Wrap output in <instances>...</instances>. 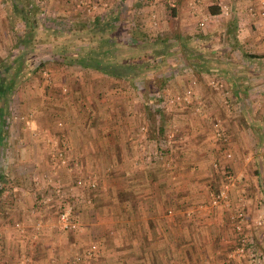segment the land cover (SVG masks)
I'll return each mask as SVG.
<instances>
[{"label":"crops","instance_id":"1","mask_svg":"<svg viewBox=\"0 0 264 264\" xmlns=\"http://www.w3.org/2000/svg\"><path fill=\"white\" fill-rule=\"evenodd\" d=\"M64 1L66 0H62ZM214 2L212 0H105L101 4L99 2V9H109L111 12L107 17L94 16L93 25L97 28L92 32L99 29L94 33L98 45L82 48L79 44L69 46L68 39L60 41L61 45L56 43L57 45L51 47L53 29L47 28V24L42 28L38 20L33 18L31 8L36 6L34 0H0V147L3 144L8 146L11 157L1 165L0 174L3 180L7 179L13 184L9 193L4 188L0 195V257L5 264H21L17 255L24 250L32 252V264H46L47 251L51 255L52 251L56 250L42 243L38 247L30 246L27 241L28 231L23 233L14 231L8 228L6 223L20 218L23 222L26 219L30 221L28 206L39 202L41 197H37L43 195V191L40 192L37 187L32 188L30 177L49 165L53 139L60 136L59 139L65 141L68 152L80 156L82 161L80 163H83L85 172L96 174L94 170L100 172L107 163H112L114 170L112 174L116 175L107 180L111 184L114 182L113 176L119 177L124 172L133 170V162L129 163L128 160L130 156L131 159L133 155L141 159L144 152L140 151L142 144L145 145L147 142L145 148L148 147L151 139L146 136L148 131L146 135L143 131L139 134L133 131L136 130L137 124H145L147 120L144 112L137 116L138 107L145 102L135 96L133 88L137 86L142 88L135 80L140 79L139 75L144 74L148 67L143 66L139 69L140 65L136 66L139 63L133 60L134 56L131 53L124 55L123 62H117V47L110 44L111 36L101 35L106 26L115 28L122 23L130 24L128 22L130 15L122 17L121 10H142L147 13L157 11L159 27L163 18L174 23L175 27L171 33L175 39L173 48H176L179 54L184 52L190 54L192 61L198 62L195 66L198 65V69L206 71L209 77H217L228 92L226 101L229 103L226 104L237 107L236 116L222 114L223 128L230 133L232 139H237L240 147L246 148L250 145L251 152L259 155L260 139L264 138V116L261 114L264 105V95L261 94L264 91V13L260 12L255 1ZM222 4L230 7V12L224 15L225 17L219 12V5ZM202 6L208 14V21H205L206 26L202 27L201 34L196 35L192 11H197ZM216 7L217 12L210 11ZM14 27H19L18 35H14ZM121 31L131 35L130 29ZM220 35L225 44L222 41L217 42ZM165 37L158 38L160 39L158 45H151L153 47L148 49L151 53L148 57L152 58L155 54L162 58L167 57L166 52H170V49L169 42L163 40ZM126 38L125 35L122 37L125 40ZM166 39L169 40L168 37ZM103 41L107 46L101 45ZM202 41H208L210 46L207 51L198 48ZM14 43L16 52L7 53L5 49L11 48ZM52 51L57 57L62 58L63 62L76 65L60 71L56 84L62 83L60 80H66L69 73L82 75L78 79H74L77 77L70 79L72 82L70 93L60 95L55 94L53 89L50 91L47 87H39L31 92L35 96L33 98L29 97L31 95L29 93L19 96L22 89H26L24 86L27 84V78L37 67L38 61L34 60L35 56L40 55L38 58L45 60ZM182 57L190 59L188 56ZM86 73H92L94 76L91 83L84 82L83 75ZM179 73L185 76L187 72L183 70ZM180 86L183 84L179 83L178 87ZM194 90L199 94L203 107L208 105L212 107L216 102H220L216 94L215 97L207 92L200 80L194 85ZM8 103L15 112H21L28 106L34 107V116L31 119L35 128L24 130L20 120L8 128L6 123L9 116L5 115ZM170 121L176 129V134L182 136L179 151L176 152V159L171 166V176L151 180L150 183L145 174H141L137 179L131 177L127 181L132 182L129 192L133 199L130 202L126 200L128 204L125 203V206L122 198L117 200L114 198L116 187L109 189L115 188L114 194L110 196V201L116 204L111 211L114 215H110L111 218H115V229H118L117 215H122L117 210H125L126 218L130 219L126 222L132 223L127 229L132 230V238L124 240V237H121L120 243L123 241L125 243L123 247L114 242L107 248L110 250V259H113L112 264H197L193 250L198 247L196 240L200 241L198 236V233H202L200 227L201 225L212 227L209 224L214 222V217L211 212L206 214L187 205L188 202L206 199L203 181L208 172V150H211L208 143V126L202 120L195 121L190 113L180 114L177 118L173 115ZM21 141L22 144L19 143ZM187 169L192 170L193 174L188 173ZM61 172L64 180L71 179L68 171L62 169ZM149 184L152 189L147 187ZM163 185L169 186L168 189L173 190L172 194H169V191L166 194L162 193ZM136 188L140 189L137 191ZM92 190L85 187L83 197L92 194ZM100 193L101 191L97 194ZM16 195H19L17 199L19 201L12 202L13 196ZM149 201L154 203V205L150 203L155 207L152 211L146 205ZM78 209L80 217L85 218L86 211L83 207L79 206ZM190 210L194 211V214L184 221V214ZM138 217L141 229L135 227ZM202 221L203 223H200ZM115 229L112 230V234L118 233ZM42 233L43 239L48 237V230L44 229ZM63 251L54 252L58 257L52 264H65L68 258H64Z\"/></svg>","mask_w":264,"mask_h":264},{"label":"rangeland","instance_id":"2","mask_svg":"<svg viewBox=\"0 0 264 264\" xmlns=\"http://www.w3.org/2000/svg\"><path fill=\"white\" fill-rule=\"evenodd\" d=\"M34 1L36 2V6L34 5L31 8L33 18L38 20L42 28L44 24H47V28L53 29L54 34L52 36L51 47L57 45L56 43L61 45L60 43L63 42V39H68L67 43L69 46L79 44L83 48L98 45L94 33L98 32L99 29L96 32H92V30L97 28L93 25L95 22L93 18L94 16L98 18L107 17L111 12L109 9L98 8L99 2L101 4L105 0ZM212 1L215 3V0ZM192 12L191 14L195 23L194 34L199 35L201 34L202 27L206 26L204 24L206 20L208 21V14L203 6L201 9ZM229 12L230 7H228L227 13H222L223 15L221 16L229 14ZM121 15L122 17L130 15L128 19L130 24L122 23V25L115 26V28L106 26L101 35L111 36L110 44L117 47V62H123L124 55L131 53L134 56L133 60L139 63L136 65H140L139 69L143 66L148 67L144 71V74L139 75L140 79L135 80L138 84L142 85V88H139L137 84H135L137 87L133 88L134 93L136 92L135 96L145 102L143 103L144 105L138 107V115H136L139 116L140 112H144L147 116L146 125L139 123V125H136V130L133 131L137 134L143 131L145 135L148 131L146 136H149L148 138L151 139L148 142L147 149L145 148L147 142L145 145L141 143L142 149L140 151L144 150L141 159H139V156L135 157V155L132 158L134 161L131 159V156L128 159L130 160L129 163L133 162L135 169L128 170L119 177L113 176V184L107 181L109 177L116 175V173L112 174V171H114L111 166L112 163H107L104 168L100 169V172L94 170L96 174L90 171L85 172L83 163H80V156L69 152L66 164L55 167L54 172H52L50 169V153L48 159L49 165L47 164L45 168L40 169L30 177L32 188L37 187L40 192L43 191V195L37 197H41L38 200L39 202L28 206L27 212L30 215V221L26 219L28 221L25 220L23 222L21 218L12 219V221H6L7 226H9L8 228L20 233L28 231L27 241L32 247H38L42 243L51 249L56 248V250L52 251L51 255L47 251L46 264H52V262L56 261L58 255L54 254L55 251L62 252L63 250L65 252L64 258H68L65 264H112L113 259H110V250H107V248L111 247L109 244L114 242L118 246L121 244L123 247L125 243H123L124 241L120 243L121 237H124V240L132 238V230H127L132 223L126 222L130 219L126 218L125 210H117L122 215H117L118 224L116 227L118 229H115V218L110 217V215H114L111 211L116 207V204L110 201V196L114 194L115 188L109 189L116 187L117 191L114 198L116 200L122 198L125 206V203L133 199V196L129 192L132 182L127 181L131 177L137 179L141 174H145L144 176L149 178L148 183L151 180L170 177V174H172L171 166L176 159V152L179 151L182 140V136L176 134V129L172 126L170 120L173 115L174 118H177L180 114L190 113L195 121L202 120L208 126V143H210L211 150H208V172L205 181H203L206 199L204 201L188 202L187 206L189 208L200 209L206 214L207 212H211V215L214 217V222L209 224L212 227L208 228L203 225L200 227L202 232L201 234L198 233L200 241L196 240L198 247L193 250V255L196 257L195 261H197V264H251L250 253L261 252L264 254V138L260 139L259 150L261 151H259V155H256L251 152L252 148L250 145L246 148L240 147L237 139H232L230 133L223 128L222 116L226 114L236 116L237 107L231 104L227 105L229 102L226 101V93L228 95V92L224 85L217 80V77H209L206 71L198 69V65L195 66L198 62L192 61L190 54L188 55L185 52V54H179L176 48H173L175 39L171 33L175 27L174 23L167 20V18H163L162 24L159 27L158 21L160 19L156 17L157 11L147 13L142 10H121ZM40 17H42L41 20ZM200 21L203 23L200 24ZM18 29L19 27H14V35L19 34ZM129 29L131 35H126L121 31ZM120 31L121 33H118ZM163 32L165 33L163 34ZM124 35L127 37L126 40L122 39ZM164 36L169 38V40L166 37L163 39L169 42L168 48L170 52H166L167 57L162 58L157 54L152 56V58L148 57L151 54L148 52V49L153 47L151 45H158V40H160L158 38ZM112 38L114 39L113 41ZM15 39L16 37H14ZM221 41L223 43L224 39L220 35L217 42ZM15 45L16 43L11 48L5 49V51L7 53L10 51L13 54L16 52ZM101 45L107 46L105 41ZM199 45L198 48L203 51H207L208 46H210L208 45V41H202ZM37 49L39 50L38 46ZM50 53V56L45 60L38 58L40 55L35 56L34 60L38 61L36 63L37 67L27 78V84L24 86L26 89H22L19 96L26 93L31 94L34 89H38L39 87H47L50 91L53 89L55 94L59 93L60 95H68L70 93V83H72L70 79L74 77H77L74 79H78L81 74L72 75V73H69L66 80H60L62 83L57 82L58 84H56V81H59L57 78L60 76V71L76 65L63 62L62 58L57 57L54 51ZM182 55L184 57L188 56L190 59H183ZM193 68L194 71L192 70ZM183 70L187 72L184 74L185 76L179 73ZM83 76L84 82L91 83L92 73H86ZM199 80L207 92L213 95L216 94L219 97L220 102H216L212 107L209 105L203 107L199 94L194 90V85ZM179 83L183 84V86H180L181 88L178 87ZM261 94L264 95V91ZM184 95H186L185 98H183ZM29 97L33 98L35 96L32 93ZM29 97L28 99H30ZM33 108H29L28 106L21 112H15L14 109H11V104L9 106L8 103L5 114L9 116L8 123H6L7 127H13L14 123L20 120L21 127L24 130L34 129L35 125L32 124L33 120L31 119L34 116ZM262 109L261 114L264 116V105ZM58 120L62 121L61 119ZM59 125L58 127H60ZM215 128H218L219 132H221L219 135L216 134ZM59 137H56V139L59 140ZM19 143L22 144L23 141ZM54 145L55 143L53 142ZM7 147L5 144L0 147V169L1 165L11 158L9 157ZM212 149H216V151ZM62 169L71 174L69 181L62 178ZM187 171L189 170L187 169ZM188 173L193 174L192 170ZM86 174L93 175L91 178L94 185L90 186L85 182L84 184L86 185L83 184L82 187L72 186L73 190L70 191L73 192L72 195L69 194L61 199V206L64 208L70 206L76 215L75 221L77 222L75 228H65L61 225L57 216L56 196L46 198L48 193H51L50 185L59 183L66 187L76 179V176H85ZM33 176L37 177L38 180L36 182L33 180ZM3 182L4 188L9 193L12 190L13 184L7 179L3 180ZM85 187L93 190L91 191L92 194L83 197L82 192ZM147 187L151 188L150 184ZM168 188L169 186L163 185L161 187L162 193L166 194L169 191V194H172L173 190ZM139 189L136 188L137 191ZM99 191L101 193L97 194ZM219 192H222L225 197L222 199L217 198L213 202L214 195ZM18 197L19 195L13 196L12 202H18ZM126 200L127 202H125ZM164 202L166 203L165 200ZM150 203L154 205L150 201L146 205L152 211L155 207L151 206ZM142 204L144 206V202ZM166 204L169 203L167 202ZM79 206H82L83 210L86 211L85 218L80 217ZM118 207V209L121 208L119 205ZM139 207L142 208V205ZM240 207L243 211V219L241 222H238L239 229H237L235 227L237 222L231 221L229 216ZM134 209L136 208L134 207ZM144 210H146L145 207ZM10 212L7 213L12 214ZM164 212H167V208L164 209ZM193 214L194 211L192 210L184 214V221ZM216 215L217 218H215ZM259 216H261L262 222L257 225L255 224V219ZM140 217H138L137 225H135L137 229H141ZM203 221L200 223H203ZM44 229L48 230V237L43 239L44 235H42V232ZM113 229L118 231V233L112 234ZM133 231H136V229H133ZM137 231L139 232V230ZM239 246L243 247L241 252L237 250ZM26 251H20L17 257L21 264H32V252ZM0 264H5L1 257Z\"/></svg>","mask_w":264,"mask_h":264},{"label":"built area","instance_id":"3","mask_svg":"<svg viewBox=\"0 0 264 264\" xmlns=\"http://www.w3.org/2000/svg\"><path fill=\"white\" fill-rule=\"evenodd\" d=\"M246 1H255L260 9V12L264 13V0H246ZM219 12L221 13H227L228 11V6L226 4H222L219 5ZM200 24H202L203 22H199ZM186 95L183 96V98H185ZM58 124H60V122H58ZM216 130V134L219 135L221 132H219L218 128H215ZM61 140V141H60ZM55 143V145L53 146L52 150H51V162H50V169L52 170V172H54L55 167L60 166V165H65L66 164V160L68 159V147L65 145V141L62 140L61 138L59 140L57 139H53V141ZM53 145V143H52ZM48 176V175H47ZM76 179L73 180V182L64 187L63 185L56 183V184H52L51 186V193H48V196H46V198L49 197H54L56 196V206L58 208V219L61 223V225L65 228H75L77 226V222L75 221V213L73 212V210L69 207H62L61 206V199L64 196L67 195H72L73 192L72 191V186H83L84 182H87L90 186L94 185L93 179L91 178L90 174H86L85 176H76ZM33 180L36 182L38 179L37 177L33 176ZM53 192V193H52ZM224 196V194L222 192L216 193V195H214L213 197V202L216 201L217 198L222 199ZM230 220L231 221H236L237 223L235 224V227L237 229H239V223L241 222V220L243 219V211L242 208H238L235 210V212L230 214ZM262 219L261 216L257 217L255 219V224L259 225L261 224ZM243 240V239H241ZM240 252L243 250L242 246H239L238 249ZM250 261L251 264H264V254L261 252H257V253H250Z\"/></svg>","mask_w":264,"mask_h":264},{"label":"trees","instance_id":"4","mask_svg":"<svg viewBox=\"0 0 264 264\" xmlns=\"http://www.w3.org/2000/svg\"><path fill=\"white\" fill-rule=\"evenodd\" d=\"M210 11H211V12H217L218 9H217V7H216V9H212V8H211ZM105 41L108 42L107 39H105ZM2 182H3L2 174H0V183H1V184H0V195H1L2 191H3V189H4V186L2 185Z\"/></svg>","mask_w":264,"mask_h":264}]
</instances>
